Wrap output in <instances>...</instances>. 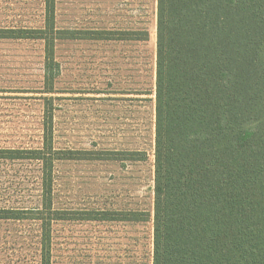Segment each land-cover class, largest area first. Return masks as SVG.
I'll use <instances>...</instances> for the list:
<instances>
[{
	"label": "rangeland",
	"instance_id": "374dc122",
	"mask_svg": "<svg viewBox=\"0 0 264 264\" xmlns=\"http://www.w3.org/2000/svg\"><path fill=\"white\" fill-rule=\"evenodd\" d=\"M56 1L57 27L76 37L57 42L52 90L44 42L0 38V147H41L53 104L55 147L82 155L55 163L54 208L66 218L52 226V264H153L157 0ZM44 19L45 0H0V28ZM0 207H41L39 162L0 164ZM96 211L111 218L87 219ZM40 262L39 221L0 220V264Z\"/></svg>",
	"mask_w": 264,
	"mask_h": 264
},
{
	"label": "trees",
	"instance_id": "16d2710c",
	"mask_svg": "<svg viewBox=\"0 0 264 264\" xmlns=\"http://www.w3.org/2000/svg\"><path fill=\"white\" fill-rule=\"evenodd\" d=\"M56 5L45 0L43 27L0 28L2 39L44 42L48 90L57 42L76 37L57 27ZM156 19L153 264H264V0H157ZM54 137L47 104L41 147H0V164L40 163L41 207H0V220L39 221L40 264H52V226L66 218L54 208L55 163L82 155Z\"/></svg>",
	"mask_w": 264,
	"mask_h": 264
}]
</instances>
